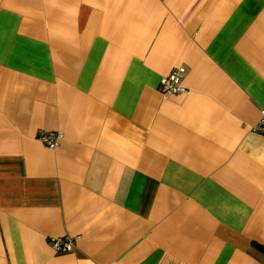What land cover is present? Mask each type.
Here are the masks:
<instances>
[{
	"label": "crops",
	"instance_id": "obj_1",
	"mask_svg": "<svg viewBox=\"0 0 264 264\" xmlns=\"http://www.w3.org/2000/svg\"><path fill=\"white\" fill-rule=\"evenodd\" d=\"M262 113L264 0H0V264H264Z\"/></svg>",
	"mask_w": 264,
	"mask_h": 264
},
{
	"label": "built area",
	"instance_id": "obj_2",
	"mask_svg": "<svg viewBox=\"0 0 264 264\" xmlns=\"http://www.w3.org/2000/svg\"><path fill=\"white\" fill-rule=\"evenodd\" d=\"M185 75V68L178 67L172 70L168 75L163 76L159 83V92L164 95H179L186 93L182 82ZM252 131L264 136V113L261 114L258 123L252 128ZM64 135L61 132H39L37 139L43 145L50 149H55L63 140ZM51 248L56 253H69L73 250L74 242L70 237L52 238L49 241Z\"/></svg>",
	"mask_w": 264,
	"mask_h": 264
}]
</instances>
